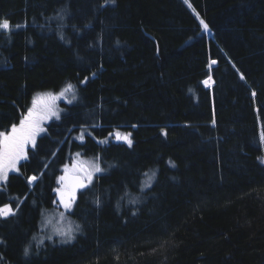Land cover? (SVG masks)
<instances>
[{
	"label": "trees",
	"instance_id": "16d2710c",
	"mask_svg": "<svg viewBox=\"0 0 264 264\" xmlns=\"http://www.w3.org/2000/svg\"><path fill=\"white\" fill-rule=\"evenodd\" d=\"M191 2L213 35L184 0H0V132L37 93L75 92L0 189L18 209L0 264H264V0ZM76 152L105 169L77 193L82 233L36 248Z\"/></svg>",
	"mask_w": 264,
	"mask_h": 264
},
{
	"label": "snow or ice",
	"instance_id": "6c2138e0",
	"mask_svg": "<svg viewBox=\"0 0 264 264\" xmlns=\"http://www.w3.org/2000/svg\"><path fill=\"white\" fill-rule=\"evenodd\" d=\"M185 2L188 3V0H185ZM106 3L115 4V0H106ZM197 16H199L198 13ZM200 24L202 25L203 30L207 31L209 29V25L203 19H200ZM11 27L12 26L9 20H0V30L10 31ZM60 38H64L62 34ZM216 63L217 61L212 60L209 67ZM93 76H95V73H93ZM241 78H243V74H241ZM210 79L211 77L203 81V83L207 85ZM81 83H87V78L81 81ZM68 92H73V99H75L74 87L71 84H68L58 94L49 92L34 98L31 107H27L26 113L23 114L19 120V124H12L10 131L0 132V183H7L10 172H20L19 165L21 161H27L29 159V146H31V149L35 151L37 147V138L40 137L42 133L47 132V129L43 127L44 123L52 120L53 118L56 120L60 119V110L56 108V101L61 98L67 99L66 93ZM253 95H255L254 92ZM67 103L71 104L72 100H67ZM212 123L215 125V120H213ZM89 135L91 134L89 133ZM109 135L111 136L113 134L110 133ZM78 139L81 142L84 141L85 133L83 130H81ZM115 139L124 141L129 146L133 143L130 132L123 134L116 132ZM107 142V139L98 141V143ZM80 155L81 154L79 152L75 153L76 160L71 166L68 164L64 165L63 170L65 174L58 177V183L60 186L53 189V191L57 194V200L53 201V203L57 204L58 209H63V211L59 212L61 221L66 218V213L72 212V209L76 205L77 193L80 190L87 189L92 184L97 173L105 171L99 162V155H97L95 162L87 164L79 159ZM154 175L155 173H153V176ZM39 179L40 177L36 175L27 177L29 184H33ZM152 183V179L149 178V180L146 181L142 187L150 188ZM130 202L136 203L135 200ZM95 203L99 206V198L96 199ZM17 210L18 209H14L12 207L11 203L3 204L0 206V218L6 219L10 216H15ZM49 223H51L50 219L46 220L41 227H47ZM76 231H79V226L73 228L71 224H69L67 228H56L54 230V235L61 237L62 242H69L75 238L74 233ZM33 239H35V237H33ZM47 239L52 240L53 236L49 235ZM39 243L40 245H43V239H41ZM24 255H29V248H25ZM0 259H2V257H0Z\"/></svg>",
	"mask_w": 264,
	"mask_h": 264
},
{
	"label": "rangeland",
	"instance_id": "374dc122",
	"mask_svg": "<svg viewBox=\"0 0 264 264\" xmlns=\"http://www.w3.org/2000/svg\"><path fill=\"white\" fill-rule=\"evenodd\" d=\"M185 1V0H184ZM187 5L189 6V8L192 10V12L194 13V15H195V17L197 18V20L200 22V19H203L202 18V15L200 14V12L198 11V9L193 5V3L191 2V0H188V3H187ZM197 13L199 14V16H197ZM202 26V25H201ZM203 28V27H202ZM205 31V30H204ZM209 36L210 35H213V32H212V30L209 28L207 31H205ZM207 79H209V78H207ZM206 80V79H205ZM204 80V81H205ZM212 84H213V79H212V77H211V79L209 80V83L207 84V86H212ZM66 87V86H65ZM64 87V88H65ZM49 92H51V93H53V94H58L59 92H54V91H47V92H41V93H37V95L35 96V98L36 97H38V96H40L41 94H44V93H49ZM70 93L71 92H68V93H66V97H67V99H69V95H70ZM66 99H64V98H61L60 100H58V101H56V108L57 109H59V106L61 105V103H60V101H65ZM46 122H48V121H46ZM77 153V152H76ZM75 155V154H74ZM95 160H96V157H87L86 159H85V162H86V164L87 163H93V162H95ZM100 162V161H99ZM100 164H101V162H100ZM19 167H20V165H19ZM13 172H10L9 173V177H10V175L12 174ZM102 173H105V172H102ZM102 173H97L96 174V176L94 177V179H93V181L96 179V177H97V175H99V174H102ZM156 176V175H155ZM145 178H146V176H145ZM149 178H151L152 179V181L154 180V176H153V174H151V175H147V178L145 179V181H144V184H145V182L146 181H148L149 180ZM9 179V178H8ZM143 184V185H144ZM4 185L5 184H3V183H0V189L1 188H3L4 187ZM145 189H148L147 187L145 188ZM133 200H139L138 198H133ZM60 211H63V209L62 208H59L58 209V207H57V205L56 206H51V207H47V208H44L43 210H42V213H41V217H40V222H39V230H38V232L35 234V239H33V242H34V245H35V247L37 248V247H43V246H46V244H48V243H50V244H67V243H71V242H73V241H75L77 238H78V236L82 233V222L79 220V219H77L73 214H72V212H73V209H72V212L71 213H66L65 214V219L63 220V221H61L60 220V216H59V212ZM51 220V223H49L48 225H47V227H41V225L43 224V223H45L46 222V220ZM69 224H71V226L73 227V228H76V226H79V231H76L75 233H74V239H72L71 241H69V242H62V238L61 237H59V236H57V235H54V230L56 229V228H61V227H63V228H67L68 226H69ZM49 235H52L53 236V239L52 240H48L47 239V237L49 236ZM41 239H43V241H44V243H43V245H40V240ZM30 249V248H29Z\"/></svg>",
	"mask_w": 264,
	"mask_h": 264
}]
</instances>
